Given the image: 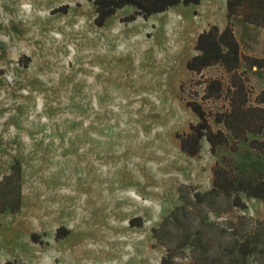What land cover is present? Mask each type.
<instances>
[{
    "label": "rangeland",
    "instance_id": "1",
    "mask_svg": "<svg viewBox=\"0 0 264 264\" xmlns=\"http://www.w3.org/2000/svg\"><path fill=\"white\" fill-rule=\"evenodd\" d=\"M226 8L203 0L126 23V6L100 27L91 0H0V180L22 166L21 207L0 213V264H161L152 228L179 188L210 189L223 155L264 173L246 143L214 155L204 139L191 157L176 137L198 121L186 63L202 30L226 25ZM232 22L242 50L264 56V26ZM248 71L263 88L264 69ZM243 197L248 207L220 220H264V199Z\"/></svg>",
    "mask_w": 264,
    "mask_h": 264
},
{
    "label": "trees",
    "instance_id": "2",
    "mask_svg": "<svg viewBox=\"0 0 264 264\" xmlns=\"http://www.w3.org/2000/svg\"><path fill=\"white\" fill-rule=\"evenodd\" d=\"M91 1L95 24L101 27L126 6H131L133 12L122 19L130 23L178 4L188 6L203 0ZM234 17L247 24L264 26V0H227L226 25L222 28L210 24L197 36L196 53L186 63L193 75L188 83L189 98L183 99L198 121L191 123L188 131L176 133L181 150L191 157L199 155L204 139L214 155L219 148L237 153L244 143L264 154V87L256 90L248 71L253 67L264 69V56L242 50L232 22ZM211 67L220 72L206 74ZM185 85L184 81L180 83L181 91ZM209 101L218 102V108L208 105ZM212 170L210 189L195 188L190 193L179 188L180 204L152 228L153 237L166 248L161 264H264V220L244 214L236 220L226 217L220 220L234 208L248 207L243 195L264 199V173L248 176L229 155L217 160ZM21 200L22 166L16 162L0 180V213L17 212ZM5 264L26 263L8 260Z\"/></svg>",
    "mask_w": 264,
    "mask_h": 264
}]
</instances>
